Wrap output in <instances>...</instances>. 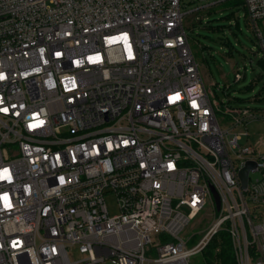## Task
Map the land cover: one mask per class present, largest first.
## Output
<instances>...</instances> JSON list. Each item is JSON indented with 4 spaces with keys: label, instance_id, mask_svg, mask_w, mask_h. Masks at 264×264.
<instances>
[{
    "label": "built area",
    "instance_id": "built-area-1",
    "mask_svg": "<svg viewBox=\"0 0 264 264\" xmlns=\"http://www.w3.org/2000/svg\"><path fill=\"white\" fill-rule=\"evenodd\" d=\"M228 1L0 0V264H189L220 233L264 264V154L242 145L264 111L220 124L183 25ZM240 1L264 63V0Z\"/></svg>",
    "mask_w": 264,
    "mask_h": 264
},
{
    "label": "rangeland",
    "instance_id": "rangeland-1",
    "mask_svg": "<svg viewBox=\"0 0 264 264\" xmlns=\"http://www.w3.org/2000/svg\"><path fill=\"white\" fill-rule=\"evenodd\" d=\"M207 1L209 0H182V10L198 8ZM237 8L230 6L225 9L224 5L219 4L210 9L209 15L208 10H199L183 18L189 45L198 63L204 86L208 92L214 93L215 101L220 104L216 114L220 124L226 118L223 115L225 107L264 111V74L257 64L259 54L254 33L243 17L241 8ZM232 12L233 15H230ZM207 20L212 21V26H221L222 29L215 31L206 27ZM258 25L262 28V21ZM228 48L232 53L226 55ZM237 71L245 77L235 82L234 74ZM244 130L248 137L243 138L242 145L253 147L256 154H264V147L257 145V142L264 141V117L250 121ZM106 204L110 216L118 215L112 197L106 198ZM208 224L210 221L200 216L186 226L181 236L185 239L190 237L189 246H192ZM153 240L156 244L157 239L154 237ZM189 264H204L202 253L192 256Z\"/></svg>",
    "mask_w": 264,
    "mask_h": 264
},
{
    "label": "trees",
    "instance_id": "trees-1",
    "mask_svg": "<svg viewBox=\"0 0 264 264\" xmlns=\"http://www.w3.org/2000/svg\"><path fill=\"white\" fill-rule=\"evenodd\" d=\"M221 5H224L225 9L229 8L230 6H237L238 7L237 10H238L240 9L241 1L231 0L228 2H224ZM210 9H208V15L211 14ZM233 13L234 12H232L230 15H233ZM230 15H228L227 17L229 18ZM211 23H212L211 20H207L206 27H209L215 31L222 29L221 26H212ZM231 53L232 50L228 48L225 54L229 55ZM257 64L259 65L261 72L264 74L263 61L261 59H258ZM244 77L245 75L242 76V79H244ZM202 256H203L204 264H236L230 242L228 240V237L224 233H220L211 239V241L202 251Z\"/></svg>",
    "mask_w": 264,
    "mask_h": 264
},
{
    "label": "water",
    "instance_id": "water-1",
    "mask_svg": "<svg viewBox=\"0 0 264 264\" xmlns=\"http://www.w3.org/2000/svg\"><path fill=\"white\" fill-rule=\"evenodd\" d=\"M252 168H254V163L248 161L245 163L244 167L239 171V180L243 189L246 188L248 172Z\"/></svg>",
    "mask_w": 264,
    "mask_h": 264
}]
</instances>
